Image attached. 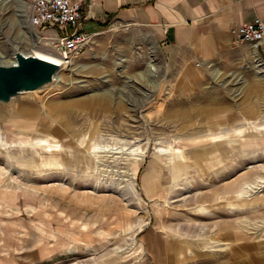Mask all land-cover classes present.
I'll list each match as a JSON object with an SVG mask.
<instances>
[{
    "label": "rangeland",
    "instance_id": "obj_1",
    "mask_svg": "<svg viewBox=\"0 0 264 264\" xmlns=\"http://www.w3.org/2000/svg\"><path fill=\"white\" fill-rule=\"evenodd\" d=\"M33 1L0 0V63L59 51ZM87 38L55 83L0 102V264H150L157 237L189 249L220 219L246 264L263 257L264 86L237 65L174 68L132 21Z\"/></svg>",
    "mask_w": 264,
    "mask_h": 264
},
{
    "label": "crops",
    "instance_id": "obj_2",
    "mask_svg": "<svg viewBox=\"0 0 264 264\" xmlns=\"http://www.w3.org/2000/svg\"><path fill=\"white\" fill-rule=\"evenodd\" d=\"M84 13L82 29L86 32L97 31L110 19L150 26L174 68L237 65L243 74L252 75L254 83L264 86V42L257 46L236 42L231 33L236 25L264 19V0H94ZM219 223L220 228L209 239L193 237L189 249L182 237L174 242L157 237L158 241H153L155 254H147L146 261L191 264L196 259L197 264H246L244 231L238 229L239 223L231 229V242L229 222L220 219ZM203 241H210L209 247ZM247 259V264H264L260 252L247 254Z\"/></svg>",
    "mask_w": 264,
    "mask_h": 264
},
{
    "label": "built area",
    "instance_id": "obj_3",
    "mask_svg": "<svg viewBox=\"0 0 264 264\" xmlns=\"http://www.w3.org/2000/svg\"><path fill=\"white\" fill-rule=\"evenodd\" d=\"M86 18L83 4L78 0H34L30 24L42 31L55 29L53 38L57 41L58 50L63 49V56L69 60L79 54L87 43V33L82 29V20ZM231 33L236 42H248L258 45L264 42V19L256 18L251 22L232 27ZM58 51V52H59Z\"/></svg>",
    "mask_w": 264,
    "mask_h": 264
},
{
    "label": "water",
    "instance_id": "obj_4",
    "mask_svg": "<svg viewBox=\"0 0 264 264\" xmlns=\"http://www.w3.org/2000/svg\"><path fill=\"white\" fill-rule=\"evenodd\" d=\"M60 69L55 62L16 51L13 63H0V102H10L24 92L45 87Z\"/></svg>",
    "mask_w": 264,
    "mask_h": 264
},
{
    "label": "bare ground",
    "instance_id": "obj_5",
    "mask_svg": "<svg viewBox=\"0 0 264 264\" xmlns=\"http://www.w3.org/2000/svg\"><path fill=\"white\" fill-rule=\"evenodd\" d=\"M32 35L35 36L34 32L31 33V36ZM35 44L38 45V43H35ZM18 50H19L18 48H15L11 52V55L14 57V53H16V51H18ZM21 52H23V51H21ZM62 52H63V49L61 50V52L60 51L56 52V51H53V50L37 47V49L34 50L30 54H34V55L39 56L41 58H44V59L50 60L52 62H55V63L59 64L61 66V69H62L63 67L68 66L70 64L69 60H66V57L63 56ZM23 53L24 54H28V53H25V52H23ZM13 62H14V59L10 63H13ZM10 63H4V64H10ZM150 68H151L152 71L155 70L153 65ZM58 74H59V72L55 75V77H54L53 81L51 82V84L56 82V80H57L56 78L58 77ZM37 91L38 90L30 91V92H24V93H32V92H37ZM260 129L264 130V126L261 127ZM220 138H222V137H220ZM222 139H224V138H222ZM8 146H9V144L4 142V137L1 135V131H0V149H5ZM123 221L125 222L126 220H123ZM124 224H128L127 221Z\"/></svg>",
    "mask_w": 264,
    "mask_h": 264
}]
</instances>
